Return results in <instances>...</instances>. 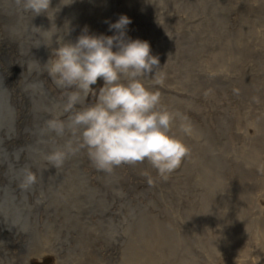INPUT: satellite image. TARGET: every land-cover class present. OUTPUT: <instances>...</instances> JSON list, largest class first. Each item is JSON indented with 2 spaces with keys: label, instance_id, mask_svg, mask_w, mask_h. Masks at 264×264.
I'll return each instance as SVG.
<instances>
[{
  "label": "rangeland",
  "instance_id": "374dc122",
  "mask_svg": "<svg viewBox=\"0 0 264 264\" xmlns=\"http://www.w3.org/2000/svg\"><path fill=\"white\" fill-rule=\"evenodd\" d=\"M51 7L34 15L0 0V74L18 77L20 102L5 152L18 153L11 162L22 172L10 175L18 182L13 202L0 188V264H264V0H52ZM121 15L132 21L127 37L148 41L159 57L163 85L144 83L177 114L171 134L190 150L167 178L147 161L105 173L86 148L60 168L47 161L77 141L47 127L70 115L63 111L70 89L58 87L45 64L57 38L75 43L85 28L112 36L109 25ZM102 86L100 79L93 87ZM28 170L37 180L23 187Z\"/></svg>",
  "mask_w": 264,
  "mask_h": 264
},
{
  "label": "clouds",
  "instance_id": "9594fccd",
  "mask_svg": "<svg viewBox=\"0 0 264 264\" xmlns=\"http://www.w3.org/2000/svg\"><path fill=\"white\" fill-rule=\"evenodd\" d=\"M17 2L34 15L56 9L51 7L52 0ZM131 23L129 17L121 15L109 25L110 30H116L112 36L89 34L85 28L75 43L57 38L59 46L45 64L56 85L70 89L63 106L64 113L70 115L67 121L48 120L47 127L57 136L68 131L77 141L74 146L69 140L47 155L52 167H62L69 154L86 148L95 167L105 173L147 161L162 178H167L190 154L189 148L171 134L177 114L162 109L160 93L144 83L151 77L155 84L163 85V76L155 71L160 68V60L152 54L148 41L127 37ZM100 79L103 86L97 90L93 86ZM89 97L94 103H87ZM77 105L82 107L74 111ZM180 127L185 133L190 131L187 124ZM36 180L28 170L22 186H31Z\"/></svg>",
  "mask_w": 264,
  "mask_h": 264
},
{
  "label": "bare ground",
  "instance_id": "6f19581e",
  "mask_svg": "<svg viewBox=\"0 0 264 264\" xmlns=\"http://www.w3.org/2000/svg\"><path fill=\"white\" fill-rule=\"evenodd\" d=\"M19 61L23 62L21 60ZM19 68H20L19 78H20L21 85H23V82L27 80L28 76L26 75L25 77H23L21 67ZM17 78L12 81H6L4 77L1 76L0 74V168L2 167L3 169H5V166H6L8 170L7 176L9 177L10 175L12 177L16 176V179H17L16 174H20L22 172L14 164H12L11 161L13 159L18 158L19 155L17 152H10V151H8V154H7V151L5 152V150L3 149H9L8 148V142H9L8 132L12 127V124L9 123L10 115H11L12 110L16 111L17 106L14 105L15 102L17 101L19 102L17 98V93L19 92V87L16 85ZM18 107L20 108L21 106L18 105ZM24 151L27 153L26 149ZM1 160H4V162ZM13 180L14 182L18 184V182L15 179ZM20 191H22V189H20ZM234 259L235 258L232 259V262L235 261Z\"/></svg>",
  "mask_w": 264,
  "mask_h": 264
},
{
  "label": "water",
  "instance_id": "95a60500",
  "mask_svg": "<svg viewBox=\"0 0 264 264\" xmlns=\"http://www.w3.org/2000/svg\"><path fill=\"white\" fill-rule=\"evenodd\" d=\"M21 149H24V148H19L18 150H21ZM3 150H5V149H3ZM7 154H8V152H7ZM2 161L4 162V160H2ZM5 170H6V172L8 171L6 166H5ZM6 172L1 174L3 182H2V185L0 186V188H2L5 191V193H8V195H6V197H10L9 195H13L12 197H10L11 198L10 202H11V200L13 202V199L15 200V198L17 197V193H16L17 192L16 191L17 185L15 182H14L15 184L13 183L14 180H12V178L7 176ZM13 187H14V189H13ZM19 193H20V196H23L22 191H20ZM14 194H15V196H14ZM3 196H4V194H3Z\"/></svg>",
  "mask_w": 264,
  "mask_h": 264
}]
</instances>
